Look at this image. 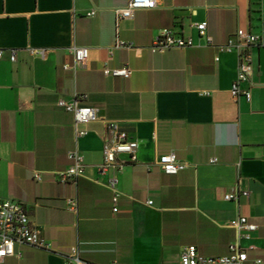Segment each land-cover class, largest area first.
Instances as JSON below:
<instances>
[{
  "label": "crops",
  "instance_id": "crops-1",
  "mask_svg": "<svg viewBox=\"0 0 264 264\" xmlns=\"http://www.w3.org/2000/svg\"><path fill=\"white\" fill-rule=\"evenodd\" d=\"M127 1L0 0V49L17 51L15 62L0 59V199L22 202L52 245L17 247L0 264H66L74 246L84 264H179L188 245L205 257L225 256L236 239L228 224L237 217L257 226L241 242L244 264H264V0H156L157 8L137 10L116 31L113 10ZM201 22L218 45L260 36L241 84L249 102L230 94L237 54L205 46L194 27ZM164 28L194 46L151 53ZM117 36L135 48L113 50ZM73 47L89 49L75 72L62 68L73 64ZM125 64L129 79L102 73ZM74 99L99 117L80 138L73 115L58 106ZM109 122L138 149L136 161L120 155L122 169L101 175L104 145L113 140ZM71 151L83 157L85 173L61 183ZM169 153L186 164L176 175L158 165ZM110 176L118 180L117 213L105 186ZM237 190L248 197L224 199ZM68 199L77 201L76 212Z\"/></svg>",
  "mask_w": 264,
  "mask_h": 264
},
{
  "label": "built area",
  "instance_id": "built-area-1",
  "mask_svg": "<svg viewBox=\"0 0 264 264\" xmlns=\"http://www.w3.org/2000/svg\"><path fill=\"white\" fill-rule=\"evenodd\" d=\"M157 8L156 0H128L124 6L115 8L116 31H118L119 22L125 19H131L137 10H153ZM95 10L86 14L92 17ZM199 37L204 40V45L217 50L218 53L235 52L238 56V72L235 81L230 90L232 98L237 100L243 96L246 101H250V89H242L241 84L249 81L251 75V56L250 49L256 45L260 36L248 34L238 36L235 39H229L225 44L218 45L207 33V22L195 24ZM171 29H161L154 37L148 50L153 54H161L172 49H187L194 46L191 38L176 37ZM135 45L132 42L121 40L118 36L112 46L113 50L133 49ZM74 60L73 64H64L63 70H73L74 72L85 65L89 56L87 47H73L71 49ZM45 50H32L31 54L43 58ZM7 54L9 61L15 62L17 51L15 49H0V59ZM111 56V53H110ZM218 56L215 61H218ZM106 77H120L129 79L131 69L128 65L121 68H108L106 65L102 69ZM58 106L69 112L74 117V130L77 138L87 134L85 126L98 120L97 110L89 106H80L79 101L74 99L70 103L63 100L58 101ZM108 130L113 135V140L106 142L103 148V162L98 166L101 175H106L109 171L115 169L120 171L122 166L117 163L120 155H127L131 162L136 161L137 142L132 139L125 131H122L115 122L108 123ZM70 165L63 171L58 172L57 178L61 183L76 182L84 176L85 163L83 157L77 151H71L67 154ZM213 162L215 160H212ZM158 165L161 171L167 175H176L186 168V164L178 160L175 153H169L158 158ZM34 179L40 181V175L35 173ZM118 180L115 176L107 179L105 186L112 192L113 212L117 213V200L119 192L117 190ZM249 193L243 190H237L235 193L226 194L225 200H238L240 196L248 197ZM68 208L71 211H77V201L75 199L67 200ZM151 204V202H148ZM228 226L235 230L236 239L229 245V254L218 257H205L199 254L195 245H188L182 249L179 264H244L247 261L246 249L241 246V242L249 240L252 233L257 230V226L248 222L245 217L232 219ZM28 246L39 250L51 251L52 245L40 233L39 229L32 225L24 204L18 200L0 199V263L7 257L15 256L16 248ZM79 249L74 246L66 256V264H84L80 259ZM259 262V261H258ZM111 264H119L114 261Z\"/></svg>",
  "mask_w": 264,
  "mask_h": 264
}]
</instances>
